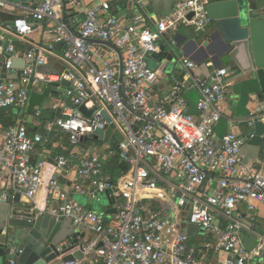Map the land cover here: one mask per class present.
Here are the masks:
<instances>
[{
    "label": "built area",
    "instance_id": "built-area-1",
    "mask_svg": "<svg viewBox=\"0 0 264 264\" xmlns=\"http://www.w3.org/2000/svg\"><path fill=\"white\" fill-rule=\"evenodd\" d=\"M145 1L133 0L137 6ZM210 2L186 0L155 23L144 14L125 23L109 13L107 2L85 7L81 0H35L32 7H21L0 0V9L11 5L23 12L12 26H0L5 70L0 72V110L18 115L0 131V201L17 195L34 217L48 215L74 226V235L55 247L53 264H211L206 261L211 255L212 264H264V234L255 213L257 204L264 205V173L240 158L241 147L254 135L228 133L219 139L214 133L227 98L226 69L208 60L211 83L172 75L164 93L157 89L162 69L152 70L146 62L163 43L170 45L168 37L180 27L203 32L210 24ZM32 23L46 24L52 43L62 46L61 70L38 72L48 64L51 45L21 52L9 41L3 48L4 36L24 42ZM20 58L19 76L1 78L6 71L17 73L11 63ZM196 67L190 57L179 60L185 73ZM41 86L54 94L49 109L58 114L48 134L64 135L74 145L54 157L48 177L49 164L33 155L49 136L30 135L26 127L27 117L41 116V109L28 110L31 90ZM190 90L198 93L197 115L183 97ZM103 112L122 139L101 150L90 139L96 129L109 126ZM115 152L128 168L116 178L104 164ZM106 192L114 214H96L74 201L80 196L99 202ZM168 197L175 202L170 214L164 204L154 208ZM187 224L207 237L200 249L191 243ZM76 252L81 259L62 261ZM6 264L19 263L9 259Z\"/></svg>",
    "mask_w": 264,
    "mask_h": 264
},
{
    "label": "crops",
    "instance_id": "crops-1",
    "mask_svg": "<svg viewBox=\"0 0 264 264\" xmlns=\"http://www.w3.org/2000/svg\"><path fill=\"white\" fill-rule=\"evenodd\" d=\"M10 4H19L21 7H32L35 0H4ZM85 7H92L100 2H107L109 4V13L123 20L125 23H130L131 18L136 14L146 15L151 22L155 23L162 17L168 15L174 6L178 3L185 2L186 0H146L142 6H137L133 0H81ZM238 4L245 7L251 17H258L264 19V0H237ZM23 14L20 8L16 6L8 5L3 9H0V26H3L12 18ZM67 19L65 18V21ZM213 25L210 23L203 32L194 33L189 28L182 26L174 34H171L168 39V44L172 41H176L177 45L173 46V52L169 46L165 43L166 49H170L172 54V60L174 63H161L159 64L162 73L159 79L157 89L159 92H167L170 88V78L175 75L179 79L189 80L192 77L203 80L205 83H211L213 75L209 68L206 66V61L210 59H203V55L199 54L194 48L192 40L199 37H203L212 29ZM33 32L24 40V42L18 41L16 38L11 36H4L5 41L11 43L13 48L17 51L26 52L31 49V46H40L48 48L52 46V53L47 57L48 64L45 67L39 68L38 72L41 74H49L57 72L64 68L61 60L63 59V48L60 44H54L51 41L50 36L46 33L48 27L46 24L32 23ZM2 34V33H1ZM0 34V35H1ZM178 48L179 51L174 52V49ZM160 53L156 54L159 55ZM156 55H151V59L160 61L156 58ZM160 56V55H159ZM183 57H190L196 62L197 67L192 69L189 73H185L179 69V60ZM165 60V59H164ZM206 60V61H201ZM225 68V67H224ZM226 69V68H225ZM227 98L223 105V115L215 126L214 133L217 138H222L228 133H234L237 136L246 137L248 134H253L254 138L247 140L240 149V158L243 163L248 167H254L257 171L264 173V134L256 135L253 127L249 124H254L259 121L264 124V70L253 69L252 71L236 76V72L227 73ZM38 89H40L38 91ZM32 98L29 101V113L33 110L41 109V114L47 111V118L43 119L42 116L38 120H34L32 117H27L26 127L30 135L41 134L44 137L49 136V141L46 144L38 146L33 159H41L49 164V167L45 169V177L50 176L53 173L51 164L53 163L54 157L65 153V151L73 149L74 145L69 143L67 137L61 134H48V128L51 127L52 122L57 113L51 111L49 106L53 103L55 96L48 89L43 86L31 90ZM183 97L187 103L189 112L193 115H197L195 105L198 99V93L196 90H190L183 94ZM3 114L1 115V113ZM31 116V115H30ZM18 117L14 110H0V119L4 120V124L0 121V131L13 125L15 119ZM253 121V122H252ZM96 144L101 142L94 141ZM104 144V143H102ZM106 146V145H105ZM101 150L104 147L98 146ZM107 147V146H106ZM112 157L108 162H105V169L111 173L113 177H117L120 173L118 163H114ZM115 169V170H114ZM114 170V173H112ZM104 206H106L105 198ZM41 193L36 197L35 201L40 204ZM74 201L81 206L88 209V202L85 198L75 196ZM167 202H157L154 208L160 209L162 205L165 206L166 212ZM163 206V207H164ZM256 215L259 221V230L264 234V205L257 204ZM107 208H105L104 213ZM90 210V209H89ZM245 212L244 208H241ZM103 213V216L106 214ZM186 230V227H184ZM191 243L194 247L207 240V237L198 230H195ZM197 249H200L197 246ZM199 255V254H198ZM209 263H216V258L211 255L209 259H206ZM5 261L3 264H6ZM252 264H259L255 261Z\"/></svg>",
    "mask_w": 264,
    "mask_h": 264
},
{
    "label": "water",
    "instance_id": "water-1",
    "mask_svg": "<svg viewBox=\"0 0 264 264\" xmlns=\"http://www.w3.org/2000/svg\"><path fill=\"white\" fill-rule=\"evenodd\" d=\"M207 13L213 25L212 29L203 37L192 40L194 48L203 55V59H210L216 67H225L227 73L236 72V76L253 69L264 70V19L251 17L237 0H211L207 6ZM14 18L4 26H12L11 21ZM7 45L8 42H4L3 48L6 49ZM172 47L170 44L169 48L173 52ZM165 49L166 45H161L159 53H164ZM172 57L171 53H166L165 60L160 61V64L174 63ZM0 66V72L4 73V65L0 63ZM23 66L24 61L21 58L13 59L11 69H18L17 73L9 74L10 71H6L8 75L2 74L1 78L15 79ZM80 111L87 116L91 114V111H87L83 106ZM103 116L109 126L96 129L90 140L108 144L113 148L115 142L122 137L117 131H113L114 126L105 112ZM249 126L253 127L256 135L264 134L263 123L257 121L254 124L250 123ZM90 140L84 138L83 141ZM108 194L109 192H106L103 196L107 209L105 213L99 212L100 215L115 213L111 208L112 199L108 198ZM18 198L16 195L13 200L0 201V264L9 259L16 260L19 264H53L52 261L56 258L55 247L74 235V226L68 221L55 222L48 215L34 217L29 206L18 203ZM185 227L186 233L193 237L196 227L191 224ZM244 244L247 246L246 240ZM51 251L54 253L51 254ZM81 258L82 254L76 252L73 256H65L62 261Z\"/></svg>",
    "mask_w": 264,
    "mask_h": 264
},
{
    "label": "rangeland",
    "instance_id": "rangeland-1",
    "mask_svg": "<svg viewBox=\"0 0 264 264\" xmlns=\"http://www.w3.org/2000/svg\"><path fill=\"white\" fill-rule=\"evenodd\" d=\"M0 34H1V31H0ZM177 51H179V49L175 48L174 52H177ZM166 53L169 54L170 53V49H167L166 52H164V53H160L159 54L160 56L156 55V58H158L159 61H163L165 59V54ZM150 57H151L150 55H148L146 57V62L148 64L149 68L152 69V70L157 69L159 67L160 63H158L157 60L151 59ZM39 90L40 89H38V91ZM34 98H35V96L32 98V95L29 94V101L31 99H34ZM94 145L97 146V147L100 146L101 148L104 147V149H106V146H105L106 144H102V143L96 144V143H94ZM174 204H175L174 199L168 197L167 198V203H166V213L167 214L171 213V210H172ZM87 207H88V209H90L92 212H94L96 214H98L99 212H104V199L101 197V201H99V202L97 200H94V201L90 202Z\"/></svg>",
    "mask_w": 264,
    "mask_h": 264
},
{
    "label": "trees",
    "instance_id": "trees-1",
    "mask_svg": "<svg viewBox=\"0 0 264 264\" xmlns=\"http://www.w3.org/2000/svg\"><path fill=\"white\" fill-rule=\"evenodd\" d=\"M2 114H3V112L1 113V115ZM46 114H47V111H44L41 114V116L43 117V119H46L47 118ZM0 121H1L2 124H4V120L0 119ZM112 160H114L113 164L114 163H118L120 171H123V172H126L127 171V169H128L127 166H125L124 164H121L120 163L119 158H118V155L116 154V152L114 153V156L112 157ZM114 170H112V173H114Z\"/></svg>",
    "mask_w": 264,
    "mask_h": 264
}]
</instances>
